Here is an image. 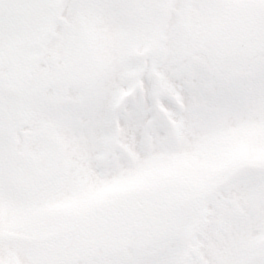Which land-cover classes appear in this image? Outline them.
I'll return each mask as SVG.
<instances>
[{
  "label": "snow or ice",
  "instance_id": "obj_1",
  "mask_svg": "<svg viewBox=\"0 0 264 264\" xmlns=\"http://www.w3.org/2000/svg\"><path fill=\"white\" fill-rule=\"evenodd\" d=\"M0 264H264V0H0Z\"/></svg>",
  "mask_w": 264,
  "mask_h": 264
}]
</instances>
